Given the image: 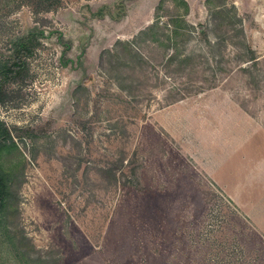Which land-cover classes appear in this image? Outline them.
I'll list each match as a JSON object with an SVG mask.
<instances>
[{
    "label": "rangeland",
    "instance_id": "rangeland-1",
    "mask_svg": "<svg viewBox=\"0 0 264 264\" xmlns=\"http://www.w3.org/2000/svg\"><path fill=\"white\" fill-rule=\"evenodd\" d=\"M35 25L0 105V264H264L230 196L264 191V0H0V62Z\"/></svg>",
    "mask_w": 264,
    "mask_h": 264
},
{
    "label": "trees",
    "instance_id": "trees-1",
    "mask_svg": "<svg viewBox=\"0 0 264 264\" xmlns=\"http://www.w3.org/2000/svg\"><path fill=\"white\" fill-rule=\"evenodd\" d=\"M59 3L60 0H32V4L34 5V10L36 13L54 10L59 6ZM172 22V20L171 22L158 21L150 28H146L145 31H143V34L150 33V31L153 32V42H158L160 45H164L163 42L155 39L156 37L154 34H156L158 30L166 29L165 31H169L167 39H169V42H172L173 36L177 38V35L180 34L181 31L186 32V29H182L180 25H176L174 23L172 24ZM43 34L44 31L41 29V27L39 25H35L25 35L18 36L12 39V54L10 58L4 62H0V105H5L7 103V93L4 91L3 85L8 82H18L20 79H23V77L29 74L28 59L36 52V49L40 43L39 37ZM59 37V42L63 45L64 50H68L70 48V43L68 41H64L62 36ZM122 45L126 46L128 49L131 48L134 52H137L138 50V48L132 41L124 42ZM211 45L212 47H216L215 43ZM249 50L251 53V58L249 60L251 62H256L258 57L254 56L253 50ZM176 55L177 54L173 52L169 56V58L174 59ZM187 59H190V55H186L182 61H185ZM0 125H3V122L1 120ZM1 136L2 133L0 132V137Z\"/></svg>",
    "mask_w": 264,
    "mask_h": 264
},
{
    "label": "crops",
    "instance_id": "crops-1",
    "mask_svg": "<svg viewBox=\"0 0 264 264\" xmlns=\"http://www.w3.org/2000/svg\"><path fill=\"white\" fill-rule=\"evenodd\" d=\"M230 196H232L233 200L249 218L258 223V227H260L261 231L264 233V191L261 192V203L258 202V206H245V204L238 202L237 197L232 194H230Z\"/></svg>",
    "mask_w": 264,
    "mask_h": 264
}]
</instances>
